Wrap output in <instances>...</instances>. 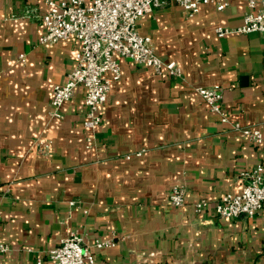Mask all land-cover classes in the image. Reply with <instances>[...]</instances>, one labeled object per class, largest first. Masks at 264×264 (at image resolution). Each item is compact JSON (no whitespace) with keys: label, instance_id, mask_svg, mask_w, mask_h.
I'll use <instances>...</instances> for the list:
<instances>
[{"label":"crops","instance_id":"crops-1","mask_svg":"<svg viewBox=\"0 0 264 264\" xmlns=\"http://www.w3.org/2000/svg\"><path fill=\"white\" fill-rule=\"evenodd\" d=\"M44 4L0 0V243L10 247L1 264L47 261L73 231L95 264H264V209L225 219L212 208L242 190L243 172L264 165V39L218 32L243 23L247 0L203 3L192 17L174 2L148 13L141 33L183 77L119 57L122 77L94 131L84 126L82 87L62 118L51 115L54 87L74 67L77 44L41 42L45 27L25 9ZM216 85L227 121L196 92ZM236 124L260 127L263 142ZM43 143L49 152L40 151ZM177 184L187 189L181 207L169 200ZM201 198L211 206L199 215Z\"/></svg>","mask_w":264,"mask_h":264},{"label":"built area","instance_id":"built-area-1","mask_svg":"<svg viewBox=\"0 0 264 264\" xmlns=\"http://www.w3.org/2000/svg\"><path fill=\"white\" fill-rule=\"evenodd\" d=\"M215 0H45L44 9L28 6L25 16L41 22L44 33L42 43L55 44L61 40H72L77 44L76 61L64 83L55 85L51 100V115L62 118L63 105L72 100L78 87L84 89L86 117L84 126L94 131L103 121L101 109L109 99L112 84L122 77L119 57L130 60L135 66L147 68L161 75L182 78L183 71L176 61L165 60L154 48L150 35L141 33L142 19L154 9L171 2L181 7L192 17L199 12L203 3ZM249 10L243 23L237 28L219 29V35L232 33H258L264 39V0H247ZM225 3L217 1V8L223 9ZM24 59V55H20ZM196 92L210 110L220 115L223 121L228 115L223 107V89L220 85L198 87ZM235 128L246 134L255 144L263 142V132L258 126ZM91 139V137L89 136ZM50 143H43L42 153L50 150ZM244 184L239 193H224L213 205L214 213L221 218L236 219L242 215L255 217L264 209V165L260 164L241 174ZM187 189L183 184L172 188L169 200L175 207L186 203ZM74 204V202H72ZM211 203L201 198L195 203L199 215L209 209ZM3 214L0 212V223ZM106 243H97L102 247ZM10 247L0 243L1 255ZM96 257L85 243L83 234L73 231L62 239L45 261L37 256L36 264H95Z\"/></svg>","mask_w":264,"mask_h":264}]
</instances>
